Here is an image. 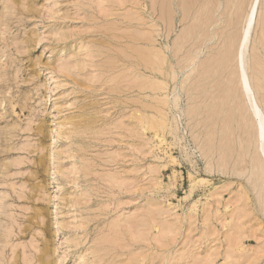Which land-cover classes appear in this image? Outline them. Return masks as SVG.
I'll list each match as a JSON object with an SVG mask.
<instances>
[{"label":"rangeland","instance_id":"obj_1","mask_svg":"<svg viewBox=\"0 0 264 264\" xmlns=\"http://www.w3.org/2000/svg\"><path fill=\"white\" fill-rule=\"evenodd\" d=\"M252 2L0 0V264H264Z\"/></svg>","mask_w":264,"mask_h":264},{"label":"bare ground","instance_id":"obj_2","mask_svg":"<svg viewBox=\"0 0 264 264\" xmlns=\"http://www.w3.org/2000/svg\"><path fill=\"white\" fill-rule=\"evenodd\" d=\"M257 2H258V0H253V2L251 3L250 9L248 10L246 17H245L244 26H243V29L241 31L240 37H239V43H238V47H237L238 49H237V53H236L239 58L241 57L240 54H241L242 49L245 48L247 43H248V39L250 36V29L253 25V21H254V17H255ZM237 60H238V58H237ZM239 62H240V64H239L240 67H238V69H240V71L237 73L238 82L240 84L239 86L244 93L246 104H247V106L251 112V115L254 119L256 139L258 142V147L260 149L259 153L261 154V156L264 160V111L256 99L258 89L257 90L253 89L249 74L247 73L246 69L241 65L240 60H239ZM260 87H262V86H260ZM254 88H256V86ZM254 92H256V95Z\"/></svg>","mask_w":264,"mask_h":264}]
</instances>
